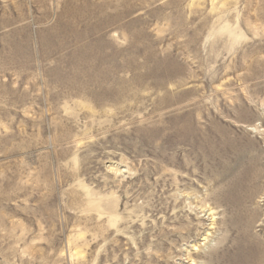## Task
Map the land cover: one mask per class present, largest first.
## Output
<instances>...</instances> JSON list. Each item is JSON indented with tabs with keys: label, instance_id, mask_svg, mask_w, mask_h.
<instances>
[{
	"label": "rangeland",
	"instance_id": "obj_1",
	"mask_svg": "<svg viewBox=\"0 0 264 264\" xmlns=\"http://www.w3.org/2000/svg\"><path fill=\"white\" fill-rule=\"evenodd\" d=\"M0 264H264V0H0Z\"/></svg>",
	"mask_w": 264,
	"mask_h": 264
}]
</instances>
